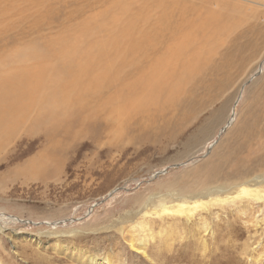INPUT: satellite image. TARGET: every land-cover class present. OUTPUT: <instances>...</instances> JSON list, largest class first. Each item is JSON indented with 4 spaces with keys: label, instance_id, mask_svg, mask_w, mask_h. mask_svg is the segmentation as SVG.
<instances>
[{
    "label": "rangeland",
    "instance_id": "1",
    "mask_svg": "<svg viewBox=\"0 0 264 264\" xmlns=\"http://www.w3.org/2000/svg\"><path fill=\"white\" fill-rule=\"evenodd\" d=\"M115 1L129 13L124 18L99 17L112 0H0V53L24 49L32 40L43 48L89 24L86 42L105 39L108 55L116 58L121 41L129 47L145 41L133 37L136 26L162 9L152 0ZM226 1L231 16L225 14L222 24L230 35L220 36L226 45L214 49L207 40L195 57L194 45L182 44V60L168 65L187 68L189 60L198 70L184 97L194 86L196 97L186 106L195 111L192 118L121 124L102 134L98 129V135L91 130L52 157L42 130L33 137L21 130L0 143V264H264V0ZM173 2L187 22L198 0ZM78 8L84 14H74ZM244 28L252 31L239 37ZM155 44L161 54L162 43ZM93 45L97 58L102 46ZM143 47V55H152ZM259 143L261 153L241 164L243 153ZM235 163L238 179L262 183L250 184L252 198L225 204L205 198L207 208H186L200 209L190 216L175 212L180 195L214 169L221 177L210 185L230 186L223 174ZM144 239L148 257L129 245Z\"/></svg>",
    "mask_w": 264,
    "mask_h": 264
},
{
    "label": "bare ground",
    "instance_id": "2",
    "mask_svg": "<svg viewBox=\"0 0 264 264\" xmlns=\"http://www.w3.org/2000/svg\"><path fill=\"white\" fill-rule=\"evenodd\" d=\"M129 1V4L133 2ZM173 1L152 0L156 9L162 11L157 15L156 10L152 14H146L145 19H142L144 24L137 25V31L133 33L134 38L136 35L146 37L145 41H138L134 47H129L130 45L121 41L124 48H117L116 58L108 55L110 49L106 48L108 45H105L107 43L105 39L92 42L102 46L99 56L97 58L93 56L94 45L91 41L86 42L84 38V31L93 32L89 24L80 31L59 38L60 42L50 40L43 43V48L42 46L38 48L39 43L32 40L30 46L25 45L24 49L2 51L0 53V143L4 144L3 141L21 130L26 131L28 137H33L38 130H42L43 140L47 145L46 152L48 151L46 156L52 157L58 150H65L70 146L69 144L86 136L91 130L97 133L99 129V132L105 133L121 124L122 127L129 124L141 127L156 124L160 119L165 118L177 122L192 118L195 111L191 113L186 106L196 97L195 87H191V96L188 100L184 97L187 96V87L190 86L198 70L189 60L190 67L186 66L187 68L168 65L182 60L179 57L182 44H193L195 57L207 40L211 39V42H214V49L215 46L219 48L225 46L226 40L220 36L230 35V31L226 30V26L222 23L227 17L225 14L231 16V8L226 0H198L197 5L192 3L194 5L192 11L195 14L186 22L181 18L185 13L183 18L187 19V13L174 12L173 8L178 5ZM111 6L121 13L110 7L111 9L101 11L99 17L118 15L124 18L123 14H129L125 13V9L119 10L115 0H112ZM73 13L84 14V11L78 8L73 9ZM124 25L126 29L131 30L132 26H129L131 24ZM242 29L239 30V37L248 35L252 31L250 28ZM163 35L167 37L166 40L162 38ZM180 38L182 41L179 40ZM36 39H39V36ZM126 40L125 38L124 41ZM158 40L162 43L161 54L156 50L158 45L155 43ZM201 40L202 43L199 44ZM147 45L152 49V55L142 54L141 48ZM128 51L131 53L129 54ZM167 54L171 56L175 54V57L169 59ZM130 55L131 60L128 59ZM150 57L153 60L149 59ZM260 68L263 69V66L261 65ZM228 122L231 123L230 120ZM262 149L261 144L255 149H247L240 157L242 159L240 163H247L252 157L258 156ZM43 155L41 159L46 158ZM240 163H235L231 166L233 168L231 171L223 174V178L229 181L232 187H212L211 181L221 177L214 169L207 173L202 181L195 184V189L194 186H190L180 195L175 212L190 216L200 209L186 208L190 206L207 208L209 203L204 202L205 198H211V203L225 204L243 197H251L256 190H250L252 189L250 184L255 182L261 186L262 183L258 182L259 178L256 177L252 180H248L247 177L238 179L241 173L234 172V168ZM235 188L240 189L234 192L236 195L229 197V193ZM260 195L257 200L261 202ZM253 197L257 196L253 195ZM262 199L264 203V198ZM163 211L169 212L166 208ZM3 219L5 220L6 217ZM140 232L142 233L141 230ZM137 242V244L130 242V247L148 257L145 239ZM104 262L108 263V260Z\"/></svg>",
    "mask_w": 264,
    "mask_h": 264
}]
</instances>
